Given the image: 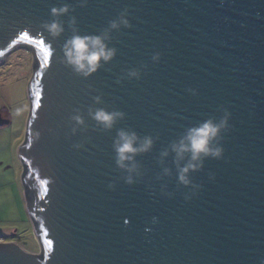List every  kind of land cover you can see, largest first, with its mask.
<instances>
[{
  "label": "water",
  "instance_id": "95a60500",
  "mask_svg": "<svg viewBox=\"0 0 264 264\" xmlns=\"http://www.w3.org/2000/svg\"><path fill=\"white\" fill-rule=\"evenodd\" d=\"M62 3L73 10L53 39L41 25ZM123 9L131 27L112 34L115 58L87 79L74 74L61 51L73 34L69 18L80 35L98 34ZM18 46L33 59L17 156L28 170L21 181L40 253L0 243V264H264V0H0V65ZM130 69L140 78H126ZM89 107L125 118L104 132ZM77 109L85 130L73 135ZM223 109L231 113L223 158L204 162L192 176L201 188L186 200L170 156L160 184L173 194L162 195L159 152ZM120 128L158 136L137 157L144 175L133 186L114 165Z\"/></svg>",
  "mask_w": 264,
  "mask_h": 264
},
{
  "label": "clouds",
  "instance_id": "9594fccd",
  "mask_svg": "<svg viewBox=\"0 0 264 264\" xmlns=\"http://www.w3.org/2000/svg\"><path fill=\"white\" fill-rule=\"evenodd\" d=\"M78 2L81 6H84L87 0H78ZM72 10L68 3L50 8L49 14L53 19L50 22L43 23L41 28L53 39L60 37L65 31V25L59 18L68 16ZM127 17L128 10L123 9L115 19L108 22L106 28L100 33L92 35H80L75 28L76 18L74 16L70 17L68 27L73 34L65 40L62 46V62L82 79L91 77L102 65L109 64L115 58L117 50L110 47L109 44L114 32H118L121 28L131 27ZM44 55L47 58L50 52L46 50ZM159 58L160 54L154 53L151 59L155 63L158 62ZM125 75L128 79H139L141 73L137 69H130ZM116 83H120V80L118 79ZM188 91L195 95V90L189 89ZM101 103L102 97L100 95L93 97L94 105ZM88 117L95 122L101 131L110 132L117 121L125 118V113L118 110L108 111L102 107H89ZM230 117L231 113L227 109H223L219 119L209 118L197 125L186 128L180 136L170 141L159 152L156 163L161 166V171L154 179L159 184L162 195L171 197L173 194L167 189L166 185L160 184L162 178L171 175V169L163 166L170 156L176 172V184L189 189L185 193V199H190L201 188V185L193 183L192 176L203 170L206 160H220L223 158L224 149L220 141L222 133L229 126ZM69 119L72 123L71 132L73 135L78 130L80 132L85 130V120L79 109L75 110V114L71 115ZM157 140L158 136H141L130 129L120 128L116 131L112 141V152L114 154V165L122 173L120 180L124 184L133 186L141 181L144 172L137 161V157L150 153ZM82 147V144L73 145V148L77 150ZM213 178V174L210 173L209 179ZM107 187L111 190L115 187V184L110 182ZM152 222H156L155 217H153Z\"/></svg>",
  "mask_w": 264,
  "mask_h": 264
},
{
  "label": "rangeland",
  "instance_id": "374dc122",
  "mask_svg": "<svg viewBox=\"0 0 264 264\" xmlns=\"http://www.w3.org/2000/svg\"><path fill=\"white\" fill-rule=\"evenodd\" d=\"M32 64L31 52L18 46L0 65V118L9 122L0 129V243H16L26 253L39 254L33 224L26 213L23 169L17 156L29 117L26 91L33 76Z\"/></svg>",
  "mask_w": 264,
  "mask_h": 264
},
{
  "label": "flooded vegetation",
  "instance_id": "af4514ba",
  "mask_svg": "<svg viewBox=\"0 0 264 264\" xmlns=\"http://www.w3.org/2000/svg\"><path fill=\"white\" fill-rule=\"evenodd\" d=\"M0 115H1L0 117L3 118L2 113H1ZM3 121L6 122V123L3 124L2 126H0V129H1L2 127L6 126V125L9 123V122L7 121V119H1V118H0V124H1Z\"/></svg>",
  "mask_w": 264,
  "mask_h": 264
},
{
  "label": "trees",
  "instance_id": "16d2710c",
  "mask_svg": "<svg viewBox=\"0 0 264 264\" xmlns=\"http://www.w3.org/2000/svg\"><path fill=\"white\" fill-rule=\"evenodd\" d=\"M23 168H24V171H23V176H22V178L26 176L27 171H28L26 166H23Z\"/></svg>",
  "mask_w": 264,
  "mask_h": 264
},
{
  "label": "crops",
  "instance_id": "0c3cea01",
  "mask_svg": "<svg viewBox=\"0 0 264 264\" xmlns=\"http://www.w3.org/2000/svg\"><path fill=\"white\" fill-rule=\"evenodd\" d=\"M22 166V165H21ZM22 169H23V167H22Z\"/></svg>",
  "mask_w": 264,
  "mask_h": 264
},
{
  "label": "snow or ice",
  "instance_id": "6c2138e0",
  "mask_svg": "<svg viewBox=\"0 0 264 264\" xmlns=\"http://www.w3.org/2000/svg\"><path fill=\"white\" fill-rule=\"evenodd\" d=\"M46 58V57H45ZM47 59V58H46Z\"/></svg>",
  "mask_w": 264,
  "mask_h": 264
}]
</instances>
